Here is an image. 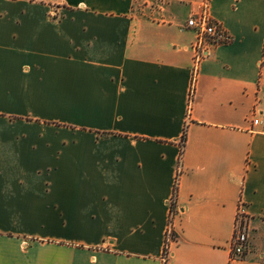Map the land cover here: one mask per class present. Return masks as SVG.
I'll return each mask as SVG.
<instances>
[{
  "label": "crops",
  "instance_id": "obj_1",
  "mask_svg": "<svg viewBox=\"0 0 264 264\" xmlns=\"http://www.w3.org/2000/svg\"><path fill=\"white\" fill-rule=\"evenodd\" d=\"M200 1L0 0V264H161L175 180L166 264H264V0L193 70Z\"/></svg>",
  "mask_w": 264,
  "mask_h": 264
},
{
  "label": "built area",
  "instance_id": "obj_2",
  "mask_svg": "<svg viewBox=\"0 0 264 264\" xmlns=\"http://www.w3.org/2000/svg\"><path fill=\"white\" fill-rule=\"evenodd\" d=\"M209 1L201 0L198 11L191 15L185 24V27L194 32L195 38L192 43L193 50V70L198 63L209 55V51L219 44L228 43L231 39L229 34L223 29L221 24L213 19L209 13ZM194 81L192 80L190 93L192 94ZM257 122V120H253ZM177 185L175 180L174 186ZM173 203V209L170 206ZM176 212V196L171 195L169 200L168 226L165 231V244L161 256V264H166L169 258V243L174 240L175 235L171 227L172 217ZM248 221L249 215L245 212L242 202H238L235 213L232 237L229 242V257L233 259H242L245 256L248 247Z\"/></svg>",
  "mask_w": 264,
  "mask_h": 264
},
{
  "label": "trees",
  "instance_id": "obj_3",
  "mask_svg": "<svg viewBox=\"0 0 264 264\" xmlns=\"http://www.w3.org/2000/svg\"><path fill=\"white\" fill-rule=\"evenodd\" d=\"M184 139H185V132H183V134H182L181 141L183 142ZM176 192H177V185L173 187V195L176 196ZM172 209H173V203L170 206V211H172ZM169 220H170V216H169ZM164 244H165V242H164Z\"/></svg>",
  "mask_w": 264,
  "mask_h": 264
}]
</instances>
